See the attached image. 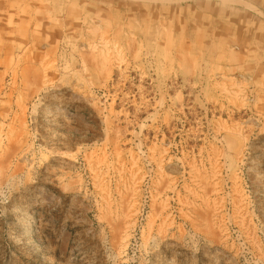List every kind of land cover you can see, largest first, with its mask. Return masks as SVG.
<instances>
[{
  "label": "rangeland",
  "instance_id": "obj_1",
  "mask_svg": "<svg viewBox=\"0 0 264 264\" xmlns=\"http://www.w3.org/2000/svg\"><path fill=\"white\" fill-rule=\"evenodd\" d=\"M0 264H264V0H0Z\"/></svg>",
  "mask_w": 264,
  "mask_h": 264
}]
</instances>
